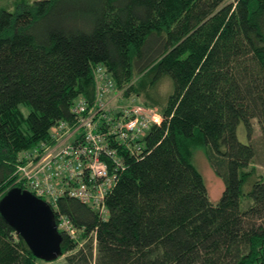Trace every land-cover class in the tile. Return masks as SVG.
<instances>
[{
  "label": "trees",
  "instance_id": "obj_1",
  "mask_svg": "<svg viewBox=\"0 0 264 264\" xmlns=\"http://www.w3.org/2000/svg\"><path fill=\"white\" fill-rule=\"evenodd\" d=\"M97 63L124 96L147 106L157 107L139 99L146 82L135 76L152 70L150 83L167 77L171 90L146 151L125 158L105 220L58 198L55 214L95 240L66 263L264 264V180L241 203L257 152L253 119L264 152V0H20L0 8V196L20 152L47 140L58 120L73 121L78 95L93 97ZM195 147L223 181L214 203L191 161ZM61 234L64 253L74 243ZM35 259L0 215V264Z\"/></svg>",
  "mask_w": 264,
  "mask_h": 264
},
{
  "label": "built area",
  "instance_id": "obj_2",
  "mask_svg": "<svg viewBox=\"0 0 264 264\" xmlns=\"http://www.w3.org/2000/svg\"><path fill=\"white\" fill-rule=\"evenodd\" d=\"M92 75L93 97L78 95L70 106L73 121L55 122L47 140L20 152L14 171L21 183L15 186L44 199L58 218V231L70 237L80 229L66 215L55 214L58 198L77 199L105 220L106 198L125 158L144 153L148 131L162 121L157 107L124 96L104 65H93Z\"/></svg>",
  "mask_w": 264,
  "mask_h": 264
},
{
  "label": "rangeland",
  "instance_id": "obj_3",
  "mask_svg": "<svg viewBox=\"0 0 264 264\" xmlns=\"http://www.w3.org/2000/svg\"><path fill=\"white\" fill-rule=\"evenodd\" d=\"M20 0H0V8H5L8 10H13L15 7V4ZM32 1V0H27ZM153 71L149 70L144 75H137L135 76L131 81H133L135 84L143 83L146 85L144 88H139V99H147L151 102H153L157 107H162L165 105L166 96L171 90V83L167 77H159L158 79L154 80L153 83H150V78L152 77ZM156 101V102H155ZM22 109L24 112L28 110L27 106H23ZM253 135H252V142L254 146L257 149L255 158L252 160L250 165L248 166L247 170H251L249 172L248 177L244 179L243 184V195L241 196V203L246 204L248 203L249 199L247 196V192L250 189L251 183L255 180H264V152L262 150L261 145V139L259 137L260 135V129L259 125L256 122V119H253ZM238 137L241 141H246V137L244 134L243 128L240 126L238 129ZM191 161L195 165V167L198 169V171L201 174L202 180L205 184V188L207 191L208 199L211 202L217 201L219 196L221 195L224 184L223 181L219 176H217L212 168L210 167L206 157L205 153L202 148L195 147L192 151L191 155ZM21 183L18 181V176L14 172L12 174V178L9 181L10 186L20 185ZM57 221L58 218H55ZM79 231V230H78ZM75 232L76 237H70L72 242L74 243L73 246L64 253H61L60 256L53 260H43L40 258H36L34 260L35 264H67L66 263V255L71 254L77 250V248L81 247L87 239L90 237L93 239V245H94V232L84 234L83 231ZM14 240L17 242V237L14 234Z\"/></svg>",
  "mask_w": 264,
  "mask_h": 264
},
{
  "label": "water",
  "instance_id": "obj_4",
  "mask_svg": "<svg viewBox=\"0 0 264 264\" xmlns=\"http://www.w3.org/2000/svg\"><path fill=\"white\" fill-rule=\"evenodd\" d=\"M0 215L36 258L48 261L61 255L62 234L52 208L44 199L12 186L0 196Z\"/></svg>",
  "mask_w": 264,
  "mask_h": 264
}]
</instances>
